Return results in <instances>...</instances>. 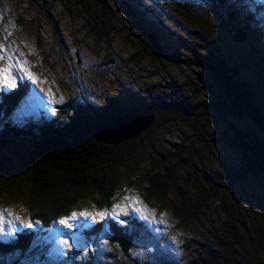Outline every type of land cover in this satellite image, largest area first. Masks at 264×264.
<instances>
[{
    "label": "rangeland",
    "instance_id": "rangeland-1",
    "mask_svg": "<svg viewBox=\"0 0 264 264\" xmlns=\"http://www.w3.org/2000/svg\"><path fill=\"white\" fill-rule=\"evenodd\" d=\"M214 2L0 0V45L14 54L17 84H29L12 114L0 119V158L12 164L0 170V209L12 214H5L0 242L25 229L37 235L26 252L0 253V264H37L42 243L49 247L38 264H67L64 254L74 264H134L111 241V218L133 237L130 254L140 259L151 252L157 264H195L231 252L234 264H264V173L252 172L244 182L234 177L251 148H264V134L247 114L215 109L219 91L210 72L219 56L233 65L264 119V72L256 53L264 42L254 35L264 32V0H231L234 20L251 27L242 43L229 34L231 25L221 26L226 12L219 14ZM148 34L156 37L159 55ZM13 89L0 84V91ZM107 106L156 115L117 149L111 208L98 209V195L90 193L72 211L107 210L109 216L99 227L79 216L65 225L61 217L48 228L23 225L28 179L22 163L42 140L45 124L63 129L71 118L94 124L88 109L100 113ZM156 174L168 180L162 199L148 190ZM115 204L126 205L125 212Z\"/></svg>",
    "mask_w": 264,
    "mask_h": 264
},
{
    "label": "trees",
    "instance_id": "trees-1",
    "mask_svg": "<svg viewBox=\"0 0 264 264\" xmlns=\"http://www.w3.org/2000/svg\"><path fill=\"white\" fill-rule=\"evenodd\" d=\"M213 5L219 14H221L220 10L226 12L225 18L221 17V26L231 25L233 32H229V34L233 35L234 41L242 43L248 36V30L251 29L248 20L245 19L247 21L243 23L234 20L237 17V10L231 0H215ZM259 33L261 36H257V43L264 42V32L254 30V35ZM256 53L259 56L258 60L261 59L264 72V50ZM210 72L217 82L219 91L216 102H213L215 109L221 110L225 105L231 108L234 115L247 114L264 134L263 115L259 113V109L250 98L246 78L238 76L236 68L233 65L228 67L226 60L221 56L218 57L215 64H212ZM28 91V82H19L10 91H0V114H2L0 119L3 115L6 118L9 117ZM109 106L100 113L88 109L94 124H88L83 118H80L79 121L71 118L63 129L49 123L45 124L42 140L36 144L29 159L22 163L28 179V220L48 228L55 224L59 218H68L73 208L77 207V204L90 193L98 195V209L111 208L118 184L119 157L117 149L120 144L131 142L133 139L130 138L131 140L119 143H105L95 138L97 133L94 132V129L97 125L112 117L128 113L120 114L119 111ZM150 113L154 115L155 119L156 115L153 112L141 115ZM251 151L246 166L234 175L236 181L244 182L247 175L252 172L261 171L264 173V148L256 147L253 150L251 148ZM10 163L8 158L7 160L0 158V170L7 171L12 165ZM148 190L154 197L162 199L168 190V180L162 175H152L148 179ZM99 226L100 224H98ZM109 229L111 241L118 245L134 264H157L151 252L144 254L141 259L130 254L133 237L124 232L121 226L113 221V218L109 220ZM34 232L35 230L25 229L16 234L12 240L6 243L0 242V253L26 252L37 236ZM48 247L47 243H42L38 247L37 264L43 262L40 259ZM58 254H60L59 251ZM70 258L64 254L67 264H74L76 260L73 262ZM195 264H234V259L231 257V252L212 253L207 259Z\"/></svg>",
    "mask_w": 264,
    "mask_h": 264
},
{
    "label": "snow or ice",
    "instance_id": "snow-or-ice-1",
    "mask_svg": "<svg viewBox=\"0 0 264 264\" xmlns=\"http://www.w3.org/2000/svg\"><path fill=\"white\" fill-rule=\"evenodd\" d=\"M7 61V63H5ZM14 63L16 61L14 60V54L10 55L8 52L5 50L3 45H0V84L7 85L11 88H15L17 86V76L14 74L13 68H14ZM17 72L23 71V69L18 65L15 69ZM26 75L29 78H32V73L28 72ZM126 201L127 200H136L138 201V197H125L124 198ZM125 206H122L121 204H115L113 205L114 210H119L120 213L125 212ZM12 215L11 213H8L6 209H0V233L5 231V214ZM79 217H84L86 220H90L93 224H101L102 222L105 221L106 217L109 216V212L107 210H100V211H95V212H89L87 210L81 211L79 213L77 212H72L70 214L71 219H75ZM17 220H19V217H16ZM23 225L27 227H31L33 224V221L27 220L22 222ZM38 223V222H37ZM60 224L65 225L68 224V218H62L59 221ZM123 223V221H121ZM85 228L88 227V224L85 223L83 225ZM71 227V225H69ZM15 231V229H13ZM60 243L64 245L66 248H72L73 244L70 242L68 239H61ZM104 243L106 244L107 241L105 240Z\"/></svg>",
    "mask_w": 264,
    "mask_h": 264
},
{
    "label": "water",
    "instance_id": "water-1",
    "mask_svg": "<svg viewBox=\"0 0 264 264\" xmlns=\"http://www.w3.org/2000/svg\"><path fill=\"white\" fill-rule=\"evenodd\" d=\"M97 1L103 3V0H97ZM147 38L149 40V43L155 49L154 53L156 55H159L161 53V47L157 42L156 37L153 34H148ZM153 119H154V115L151 113L144 115L137 113H127L124 115L115 116L103 122L102 124L97 125L94 129V132L97 133V137H95V135L94 137L99 141L105 143H119L134 137L136 134L140 133L141 131L149 127ZM120 121L122 123L121 130L123 132L120 130L112 131L109 129L111 125L114 124V122L119 123Z\"/></svg>",
    "mask_w": 264,
    "mask_h": 264
},
{
    "label": "bare ground",
    "instance_id": "bare-ground-1",
    "mask_svg": "<svg viewBox=\"0 0 264 264\" xmlns=\"http://www.w3.org/2000/svg\"><path fill=\"white\" fill-rule=\"evenodd\" d=\"M121 125H122L121 121L119 123L118 122H116V123L114 122V124H112L109 129L112 130V131H114V130H117V131L120 130V131H122L121 130L122 129V126Z\"/></svg>",
    "mask_w": 264,
    "mask_h": 264
}]
</instances>
